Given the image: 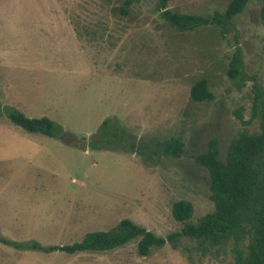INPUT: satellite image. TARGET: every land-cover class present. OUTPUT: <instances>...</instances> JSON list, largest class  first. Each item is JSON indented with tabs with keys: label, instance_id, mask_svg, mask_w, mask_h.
Segmentation results:
<instances>
[{
	"label": "rangeland",
	"instance_id": "1",
	"mask_svg": "<svg viewBox=\"0 0 264 264\" xmlns=\"http://www.w3.org/2000/svg\"><path fill=\"white\" fill-rule=\"evenodd\" d=\"M123 1L0 0V237L72 245L125 218L158 236L180 232L175 202L193 204L192 223L215 209L209 173L195 155L215 141L223 159L234 136L259 131L253 79L264 85L263 0H250L234 28L188 33L164 21L157 0H139L119 18L113 9ZM229 1L169 0V7L210 15ZM237 47L244 74L231 78ZM202 78L214 99L192 102ZM5 107L50 118L60 131L29 133ZM109 118L137 137L134 149L132 140L112 138L93 145ZM174 137L185 144L182 157L154 155L157 142ZM137 244L72 255L0 242V264H235L233 240L202 247L181 237L177 249L168 242L148 257Z\"/></svg>",
	"mask_w": 264,
	"mask_h": 264
},
{
	"label": "trees",
	"instance_id": "2",
	"mask_svg": "<svg viewBox=\"0 0 264 264\" xmlns=\"http://www.w3.org/2000/svg\"><path fill=\"white\" fill-rule=\"evenodd\" d=\"M137 1L139 0H124L122 5L113 9L114 15L119 18L130 16L131 8ZM249 1L230 0L223 12L215 11L210 15L172 10L169 0H157L156 9L170 27L182 33L206 27L227 31L229 27H235L234 18L244 11ZM262 13L264 17V5ZM229 74L231 78L244 74V55L240 47L235 49ZM253 81L255 100L252 119L259 118V131L251 133L244 129L234 136L223 159L215 141L209 144L206 151L195 155V162L209 173L211 198L215 204L214 211L205 215L198 223L190 221L194 215L193 204L188 200H179L172 205V215L175 220L184 222L185 225L180 232L171 233L167 237L158 236L146 227L125 218L110 230L88 233L82 242L72 245L44 247L35 242L15 243L2 237L0 242L20 249L46 253L62 251L73 255L83 252H109L137 239L138 253L148 257L154 249L162 248L168 242L177 249L181 237L196 239L202 247H207L205 244L217 247L224 241L233 240L235 264H264V85L258 84L256 79ZM190 99L192 102L214 99L206 78L192 85ZM4 111L13 124L29 133L55 137L61 128L47 117L30 118L11 107H5ZM239 118L245 126L252 120L244 121L241 115ZM93 138V145L97 144V141L103 144L109 138L121 139L124 145L129 142L125 141L132 140L133 149L138 141L135 135H128L117 118L104 120ZM70 142L75 144L72 139ZM141 148L143 153L146 147ZM156 148L154 155L161 153L173 158H180L185 152V144L179 137L159 141Z\"/></svg>",
	"mask_w": 264,
	"mask_h": 264
}]
</instances>
